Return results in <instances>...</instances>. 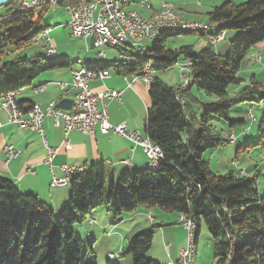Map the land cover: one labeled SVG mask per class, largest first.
Returning <instances> with one entry per match:
<instances>
[{"label": "trees", "instance_id": "1", "mask_svg": "<svg viewBox=\"0 0 264 264\" xmlns=\"http://www.w3.org/2000/svg\"><path fill=\"white\" fill-rule=\"evenodd\" d=\"M20 3H7L0 16V99L31 85L47 71L75 63L49 59L46 54L11 63L3 60L11 46L17 50L48 29H34L44 9L21 11ZM206 23L218 24V30L163 32L152 48L141 51V57L134 58L116 47L124 59L91 66L84 61L89 70L112 69L120 75L139 73L145 64L154 72L171 69L179 60L189 64V81L184 87H167L156 78L148 87L150 106L144 133L162 158L155 169L121 180H115L104 164L73 174L68 181V202L58 216L36 196L21 193L12 181L0 176V264H97L92 242L85 249L72 227L83 224L91 210L104 205L114 212L115 222L137 207L182 214L196 226L195 242L200 226L206 227L212 242V264H264V193L259 195L257 190L259 173L248 175L231 169L219 175L202 159L205 151L219 150L229 143L222 132H213V120L224 121L234 130L245 122L230 120L231 109L254 94L259 101L264 100V86L253 77L236 94L230 92L232 86L242 83L238 74L244 59L257 46L264 48V0L226 1L207 14ZM222 31L237 34L225 56L217 55L209 43L196 52L190 46L176 50L166 46L171 37L207 34L208 40ZM128 56L135 60L126 63ZM193 89L202 99L193 95ZM261 129L264 111L257 141L264 146ZM246 147L244 142L240 149ZM152 241L153 226L128 240L119 256L129 255L131 264H160L146 258Z\"/></svg>", "mask_w": 264, "mask_h": 264}, {"label": "crops", "instance_id": "2", "mask_svg": "<svg viewBox=\"0 0 264 264\" xmlns=\"http://www.w3.org/2000/svg\"><path fill=\"white\" fill-rule=\"evenodd\" d=\"M21 1L27 2L26 0ZM148 1L151 5V9L149 10L139 7L137 5L139 0H131L132 3L129 6V9L135 11L140 17L147 19L152 15L153 12L160 10L164 4H171L179 9L181 19L186 21L206 23L207 14L211 12L214 7L220 6L226 1L239 4L245 2L246 0ZM58 7L65 13L60 5H58ZM2 10L3 8H0V11ZM38 11L41 10L38 9ZM65 15L67 16V19H65V22L62 24V26L67 27L69 16L67 13H65ZM47 28L50 29V27ZM51 33L52 30H50V34ZM206 35L207 34L204 36L195 35L200 38L196 42L198 44L197 46L190 45L192 43L182 41V45L180 47L190 46L192 50L196 52L197 50H200L201 48L208 45ZM236 36L237 34L235 33L233 37ZM75 39H79L83 43L84 57L82 60H84L86 64L90 66L93 64H99L100 61L97 62L96 60H87L89 50L95 49L91 45V40H82L80 38ZM224 40L220 41L213 48L217 47V45H220V43H222ZM52 44L54 45L53 41ZM180 47L169 48L167 46V48L170 50H176ZM227 49L228 47L224 44L220 46V48H217L216 52L221 54L222 52H227ZM116 50L120 59L114 61L124 59V53L118 49ZM101 52L103 53L105 62H112L107 60L105 51ZM126 54L128 53L126 52ZM94 55L97 56V54ZM251 56L258 57L259 61L254 62L250 59ZM78 60L81 59H77V61ZM77 61H70L75 63H73L69 68L54 69L41 74L32 82L31 85L26 86L16 92L15 99L17 103H21L24 109H27L32 104H38L44 109L52 102L57 106V103L61 99H72L73 92L71 91L69 95L64 94L58 84H70L72 72L78 68L73 67ZM183 62L184 61L179 60L178 64L175 65L179 76V66ZM109 72V78L104 80L94 79L88 83V88L93 93H100L105 89L122 91L119 102L115 100L106 101L108 122L111 125L122 124L128 131L136 132L140 136L145 137L144 126L147 117V111L150 106L147 87L140 78L132 81L133 77L131 74L120 75L114 72L112 69H109ZM153 76H155V74H153ZM238 77L242 80V83L239 85L240 87L247 85L249 83L250 77H253L254 81L264 86L263 45L257 46L253 52L245 58V61H243L241 64ZM128 84H130L129 87ZM40 86H44V90L35 92V88ZM240 87L231 88L230 92L232 94H236ZM198 96L199 98H202L200 94H198ZM57 108L60 109L58 106ZM71 109L68 111H62L69 112ZM260 111L263 114V108H260ZM249 115L252 114L249 113ZM0 122L2 125L0 128V176L12 181L21 193L36 196L47 208L52 210L54 215L56 210L61 211L62 207L68 202L70 195L68 184L65 187L52 186L53 179H62L65 176L60 168L62 165L73 167L78 170L76 172L78 173L92 165L104 164L111 172L115 180L122 177H128L133 171L135 173L143 172L147 170L150 165V162L139 146H134L127 139L112 133L102 135L99 133V131H96L94 135H85L78 131H71L68 134L70 147L69 149H64L61 145L63 140L61 120L59 121V126H55L53 117L47 116L43 121V129L46 141L51 147L58 148V152L52 161L51 167L49 168L44 163V143L41 137L35 131L29 129L20 130L15 125L9 124L7 122V114L4 111H0ZM220 132L227 135L233 134L235 137L234 142H237L238 139H240V134L236 135L234 130L230 131L231 133H227L224 128H221ZM6 145H11L18 153L14 160L8 162L6 161L5 154L3 153V148ZM252 169H255L254 171L258 170L257 164L255 162L250 166H246V168L241 171H243L245 174L252 175L255 173L252 171ZM127 214V221H132L134 224L131 231H128L129 233L127 232L125 238L120 235L114 236L118 237L116 238L118 240V246L116 248L119 252L124 248L123 246L124 242L128 238L127 236H132L133 234L136 235L137 233L147 230L153 226V241L151 248L153 245H155L156 240L161 241L162 244H157L156 254H150V248L146 256L149 255V257L147 256L149 259L155 260L160 264L177 262L178 254L186 244V231L176 223L178 217L176 213H167L158 208L148 209L145 207H137L135 210ZM149 216H151L152 220L149 219ZM123 219L124 217H122V220ZM95 223L96 222L94 221V223L89 224L94 225ZM201 230L202 226L199 228L197 240L195 242L194 264H205L207 262L205 261L202 263L200 258V253L203 250L201 247ZM176 239H178L177 243L175 242ZM205 254L209 256V261L207 264H212L213 255L211 238L209 242V252H206ZM108 255H111L112 258L109 259L107 257ZM115 257L116 256L113 253H106L107 260H113ZM115 263L131 264V261L124 259L122 263L117 261H115Z\"/></svg>", "mask_w": 264, "mask_h": 264}, {"label": "built area", "instance_id": "3", "mask_svg": "<svg viewBox=\"0 0 264 264\" xmlns=\"http://www.w3.org/2000/svg\"><path fill=\"white\" fill-rule=\"evenodd\" d=\"M132 3L131 0H127ZM145 0H139L137 4L143 6ZM52 0H31L30 2L21 1L18 9L26 11L41 9L44 6L51 7ZM167 9V8H161ZM63 10L69 16L67 27L71 38H80L82 40H91V45L95 49L105 47V39L126 40V43L133 47L146 49L145 43L147 36L151 30L161 28L166 23H177L187 26H213L212 24L199 23V22H183L177 21L173 17L171 19H163L162 24H153L147 22L146 19L139 18L135 14H124L118 10V5H111V0H97V3H90L84 0L73 1L68 6H63ZM50 32L38 34L32 41L37 42L43 40L45 45V52H55L54 45L50 38ZM225 37L224 35L209 37L213 42V46L218 44L220 40ZM97 57H103V53L99 51ZM251 60L258 62V57L251 56ZM180 80L183 81L184 87L188 81V74L190 67L188 63H181L179 66ZM79 66L72 72L70 84L59 83L60 89L64 94L69 95L73 92V105L72 109H78V116H63V111L58 109L55 103H50L46 108H41L38 104H32L27 109L21 110L18 107L15 99L16 92L8 94L4 99H0V111L7 114V122L15 125L20 130L35 131L42 139L45 146V160L44 163L49 168L52 161L58 152V148H53L48 145L44 135L43 121L45 117L51 116L54 119L55 126H59L61 120L63 130L62 147L69 149L70 144L68 134L71 131H78L85 135H94L96 131L100 134L106 135L112 133L121 136L131 142L134 146H139L147 157L148 161L153 158H159L157 152L154 150L152 142L140 136L136 132L128 131L124 125H111L108 122V112L106 107L107 100L120 101L122 91L105 89L100 93H93L88 88V83L94 79L104 80L110 77L108 70L104 71H86V78H78ZM154 71L148 69V64H145L139 73L132 74V81L140 78L145 86L150 85L151 77ZM130 84H128V87ZM44 87L35 88L36 91H43ZM249 118L253 119L252 115ZM0 122V128H1ZM229 143L235 141L233 134L227 135L222 133ZM6 161L14 160L18 153L11 145H6L3 148ZM68 165H62L60 168L63 173L67 172ZM244 173L243 171H241ZM52 186L65 187L67 184H62V179H53ZM149 219L152 220L151 216ZM90 224L94 221H89ZM176 223L186 231V244L178 254V260L174 263L168 264H194L195 254H189V223L190 219L180 214L177 217Z\"/></svg>", "mask_w": 264, "mask_h": 264}, {"label": "rangeland", "instance_id": "4", "mask_svg": "<svg viewBox=\"0 0 264 264\" xmlns=\"http://www.w3.org/2000/svg\"><path fill=\"white\" fill-rule=\"evenodd\" d=\"M26 1L30 2L31 0H26ZM129 8H127V10ZM43 9L44 11H42ZM39 10H41L43 14L41 17V21L37 24V26L34 27V29L50 27V29L48 28L47 30L48 32L52 30L50 37L54 43L57 59H61V60L66 59L69 61H77V59H81L78 61L83 62L84 61L82 60V58L84 57L83 43L79 39L71 38L69 34V29L67 27L62 26V24L65 22V19H67V16L62 11V9H60L58 5H51V7L44 6ZM3 13H4L3 10L0 11V16L3 15ZM35 17L37 18V14L35 15ZM181 20L183 22H193V21H186L183 19ZM234 34L235 31H228L226 33L225 40L222 43H220V45H217V47L213 48V51L217 55L225 56L227 53L226 51L220 54L216 52V49L220 48V46L224 44L228 47L230 41H232V39L235 38L233 37ZM198 39L200 38L195 35H180L177 37H171L168 38L167 40V46L169 48L180 47L182 45L181 44L182 41H185L187 43H192L190 45L197 46L198 44L196 42ZM154 41L155 40L146 41L145 43L146 48L147 49L152 48ZM119 47L120 49L124 50L134 58L143 56V52L138 50L137 47H132L128 43L120 44ZM8 51H9V55L5 56L3 60L10 63L15 60H30L36 57H43L46 54L43 40H38L37 42L31 41L30 43L21 46L17 50H15L13 46H11ZM99 51H105L107 55V60L109 61L120 59L118 52L115 48L103 47L101 50L98 49L89 50L87 60H96L97 62L104 61L105 59L103 57L100 58L94 55L97 54ZM78 66L79 68L81 67L79 63L73 65V67H78ZM154 74L155 76L153 77L158 78L159 81L167 87L182 86L183 81L180 80V76L178 74V70L176 66L166 71L154 72ZM239 87H240L239 85L237 86L235 85L232 86L231 88H239ZM199 93L196 89H193V95L196 98H199L198 96ZM195 106L198 105L195 104ZM260 108H263L264 110V100L259 101L258 95L254 94L251 96L244 97V100L238 103L236 106H234L229 114L230 120L233 121L243 120L245 122V125L238 126L234 129L236 135L240 134V139H238L237 142L233 141L231 143L225 144L219 150L205 151L202 155V159L209 165V168L213 173L219 175H224L231 169L244 170L246 166H250L252 163L255 162L257 164V169H258L257 172L259 173V177L257 180V190L259 195H262L264 193V146L257 145V141L259 139V131H260V120L262 119L263 116L262 112L260 111ZM249 113L254 116L253 120L252 118H249ZM211 125L213 127V132L216 135L220 134L221 128H224L227 131V133H231L230 131H232L228 127L227 123L221 120L215 119L211 122ZM262 130L264 131V129H261V131ZM244 142L246 143L247 146L246 149H240V147H242L241 145ZM254 170L255 169H252L253 172H255ZM134 173H135L134 171L131 172L130 176H132ZM124 178L126 177H122L117 180H121ZM68 190L70 191L69 188ZM59 213L60 210H56L55 216H58ZM123 217H124L123 220L118 221L117 219L115 222L114 212L109 208V206L104 205L97 207L94 210H91L89 212L87 220L83 224L74 225L72 227L74 236L82 241L83 247L85 249L87 248L88 243L92 242V250H93V254L96 257L97 264H107L108 261L111 264H114L115 261L122 263L124 259H128L129 261H131V257L129 255H124L122 257L119 256L118 253L120 252L116 248L118 246V240L116 238L118 237H114V236L120 235L125 238L127 232L131 231L132 226L134 224L132 221H127L128 220L127 213H125ZM90 219L91 221L94 220L96 223L94 225H90L89 224ZM201 226H202V230L200 233L202 239L201 247L204 251L202 250V252L200 253L201 254L200 258L202 260V263L207 261L205 263L207 264L209 261V256H208L209 253L208 255H206L205 253L209 252L210 236L206 227L203 224ZM132 236H127L128 238L124 242L123 247H125L127 241L130 240ZM175 242L177 243L178 239H176ZM157 244H162V243L161 241L156 240L155 245H153L151 248L150 254L152 255L156 254ZM106 253H113L116 256L115 259L107 260ZM147 256L149 257V255ZM147 256L146 258L149 259Z\"/></svg>", "mask_w": 264, "mask_h": 264}, {"label": "bare ground", "instance_id": "5", "mask_svg": "<svg viewBox=\"0 0 264 264\" xmlns=\"http://www.w3.org/2000/svg\"><path fill=\"white\" fill-rule=\"evenodd\" d=\"M73 1H77V0H52L51 5L68 6ZM84 1H87L90 3H97V0H84ZM111 5H118V10L124 14H135L139 18H142L135 11H133L131 9L127 10V8H129V6L131 5V3H128L127 0H111ZM137 5L139 6V4H137ZM139 7L144 8V9H148V10L151 9V5H150L148 0H145V2H143V6H139ZM161 8H167V9H160L158 11L153 12L152 15L146 19L147 22H150L153 24H162L163 19H171L172 17L177 21H182L180 19V11L176 6H173L170 4H164L163 7H161ZM19 10L24 11L23 9H19ZM143 19H145V18H143ZM212 25H215V27H213V26H197V27L187 26V27H183V25H180L177 23H166L161 28L151 30V33L147 36L146 41L156 40V39L160 38V36L163 32H179V33L180 32H191L192 33V32L203 31L206 33V31L209 32V30H212L213 32L217 31L219 25L218 24H212ZM46 32H48V30H44L41 34H44ZM224 34L225 33L223 31L220 33L217 32V34L215 36H212V37L221 36ZM208 37H210V36H208ZM222 40H224V38ZM222 40H220V41H222ZM207 41L211 46H213V42L209 38ZM124 43H126V40L105 39V47L116 48V47H119L120 44H124ZM138 50L144 51L145 49L138 48ZM46 56H47V58L53 59V60L57 58L56 57V51L53 53H50V54L46 52ZM134 60L135 59L130 58L129 56L127 58H125L126 63H130ZM258 61H259V58H258ZM78 63L81 66L79 68V71H78V78H86V71H93V70L87 69L84 66V61L78 62ZM148 69L153 70L150 64H148ZM153 80H154V77L152 76L151 80H150V84L152 83ZM40 87H44V86H40ZM148 87L149 86H147V89H148ZM11 93H13V92H10L8 94H11ZM8 94H6V95H8ZM5 96H3L1 99H4ZM63 116H78V109H71V111H69V112L63 111ZM152 145L154 147V150L157 152L159 158H153L152 160H150V165L148 167L149 169H155L158 161L162 158V155H161L159 148L154 144H152ZM77 171H78L77 169L68 166L67 172L64 173L65 176L62 178V184H68L70 177L73 174H75ZM179 216L180 215H178V217ZM195 236H196V226L190 220V223H189V254H195ZM109 258H112V256L109 255ZM165 264H168V263H165Z\"/></svg>", "mask_w": 264, "mask_h": 264}, {"label": "water", "instance_id": "6", "mask_svg": "<svg viewBox=\"0 0 264 264\" xmlns=\"http://www.w3.org/2000/svg\"><path fill=\"white\" fill-rule=\"evenodd\" d=\"M11 1L13 0H0V8H2L4 5H6L7 3ZM73 102H74L73 99L64 98V99L59 100V102L57 103V106L61 110L68 111L72 108ZM121 220H122V217H119L118 221H121Z\"/></svg>", "mask_w": 264, "mask_h": 264}]
</instances>
